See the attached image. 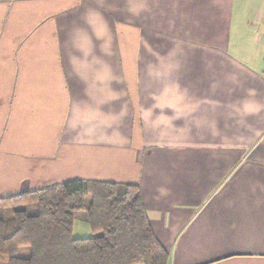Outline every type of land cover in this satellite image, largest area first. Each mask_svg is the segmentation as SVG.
Here are the masks:
<instances>
[{"label":"crops","instance_id":"0c3cea01","mask_svg":"<svg viewBox=\"0 0 264 264\" xmlns=\"http://www.w3.org/2000/svg\"><path fill=\"white\" fill-rule=\"evenodd\" d=\"M72 180L138 185L168 264H264V0H0V197Z\"/></svg>","mask_w":264,"mask_h":264},{"label":"trees","instance_id":"16d2710c","mask_svg":"<svg viewBox=\"0 0 264 264\" xmlns=\"http://www.w3.org/2000/svg\"><path fill=\"white\" fill-rule=\"evenodd\" d=\"M0 264H168L156 239L140 187L107 181L72 180L0 197ZM92 236L72 237L75 220ZM21 248L29 256L18 257Z\"/></svg>","mask_w":264,"mask_h":264},{"label":"rangeland","instance_id":"374dc122","mask_svg":"<svg viewBox=\"0 0 264 264\" xmlns=\"http://www.w3.org/2000/svg\"><path fill=\"white\" fill-rule=\"evenodd\" d=\"M12 212L13 210L12 209H0V218L2 219H8L9 217L12 216ZM79 219H77L75 222H76V225H75V232H74V235H85V234H78V229L79 227L78 226H85L86 230H87V236L90 237L91 236V233L89 232V228L87 227V225H85L84 223L82 222H79L78 221ZM74 225V223H73ZM17 256L18 257H22V258H26L29 256V249L28 248H21L18 253H17Z\"/></svg>","mask_w":264,"mask_h":264}]
</instances>
